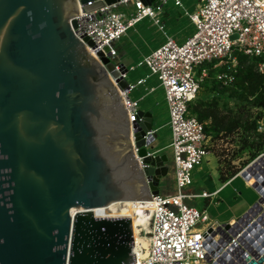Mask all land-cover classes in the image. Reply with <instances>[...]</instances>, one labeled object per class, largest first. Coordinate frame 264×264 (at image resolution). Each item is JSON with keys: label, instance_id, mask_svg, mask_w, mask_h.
<instances>
[{"label": "water", "instance_id": "95a60500", "mask_svg": "<svg viewBox=\"0 0 264 264\" xmlns=\"http://www.w3.org/2000/svg\"><path fill=\"white\" fill-rule=\"evenodd\" d=\"M120 1L0 0V264L135 262L131 219L92 210L150 200L169 157L149 151L150 111L138 108L130 121L125 66L116 68L108 47L95 57L93 41L73 32L80 10ZM238 175L259 197L217 232L228 242L246 226L231 264H264V154Z\"/></svg>", "mask_w": 264, "mask_h": 264}, {"label": "built area", "instance_id": "2783aa9c", "mask_svg": "<svg viewBox=\"0 0 264 264\" xmlns=\"http://www.w3.org/2000/svg\"><path fill=\"white\" fill-rule=\"evenodd\" d=\"M166 1L146 6L139 0H123L90 12L80 10L73 32L79 38L87 35L93 41L95 48L88 49L95 57V50L108 47L105 55L117 68L116 42L144 19L163 30L159 14ZM200 2L188 15L194 28L192 34L181 43L166 35L163 43L137 62L138 66L147 67L149 74L128 83V89L121 92L130 121H133L138 107L129 92L146 83L147 76H155L163 90L171 131L168 147L173 191L159 192L147 201L151 210L148 246L144 251L133 247L135 262L131 264H231L238 261L237 252L230 250L233 236H230L231 242H227L217 232L220 223L210 221L205 209L199 210L185 202L213 195L205 190L185 191L191 184L193 168L201 163L212 146L203 123L190 112L189 105L198 97L201 82L206 78H212L221 86L231 85L237 71L235 52L257 59L255 69L264 78V0ZM173 3L182 6L181 0H173ZM129 69L133 70L134 66ZM129 69L125 67L120 72L122 78L126 79ZM258 130L263 131L261 123ZM208 228L213 233H208Z\"/></svg>", "mask_w": 264, "mask_h": 264}, {"label": "trees", "instance_id": "16d2710c", "mask_svg": "<svg viewBox=\"0 0 264 264\" xmlns=\"http://www.w3.org/2000/svg\"><path fill=\"white\" fill-rule=\"evenodd\" d=\"M234 54L237 71L231 85L221 86L210 77L206 78L201 85L212 96L197 97L189 105L190 112L203 123L204 132L210 141L231 138L237 146L228 159L223 157L225 149L219 152L216 148H210L217 157L222 182L239 172L240 168H235L231 163L234 157L246 154L248 159L243 162L245 165L264 152V131L258 130L264 112V78L255 69L257 59L240 52ZM212 73L210 71V75Z\"/></svg>", "mask_w": 264, "mask_h": 264}, {"label": "rangeland", "instance_id": "374dc122", "mask_svg": "<svg viewBox=\"0 0 264 264\" xmlns=\"http://www.w3.org/2000/svg\"><path fill=\"white\" fill-rule=\"evenodd\" d=\"M169 1V0H167ZM187 1V0H186ZM192 2V4H200V0H189ZM179 12H184L183 9H180ZM186 22L187 19H184ZM181 27H184V24L181 25ZM129 29L127 33L130 31ZM175 30V29H173ZM183 35L181 38L176 39L175 41L177 43L183 42L188 36L192 34L194 31L193 25L191 26L189 24L188 28H183ZM123 36L119 41L116 42V48L119 51L120 49V41L124 38ZM165 40L162 39L158 43L154 45L152 49H155L158 47L161 43H163ZM151 49V50H152ZM120 55V53H119ZM130 63L132 62V66H134V70H128L126 75V81L130 84L135 83L137 78L144 77L147 74H149V70L145 66H138L137 62L139 61L138 58H134L133 60H125L124 64L128 68ZM213 74V73H212ZM212 79V78H211ZM150 83H157L155 76H147L146 77V83L136 86L132 91H130L129 97L133 99V94L135 93H143L144 87L147 86ZM209 81V85H210ZM207 90L204 89V85H201V88L198 91L197 96L205 98L207 96ZM209 93V92H208ZM152 97L156 98V119L155 123L157 126H159V129L156 132V139L158 140L160 146H165L168 135L170 137L171 131L168 126H166V121L168 120V112H167V105L166 101H164L163 96L161 94V89L157 90L155 93L152 94ZM262 129L264 131V112L263 117L260 120ZM231 138H226L225 140L221 139L218 141H211V144L214 148L218 149L220 152V149H225L224 156L226 159L231 157L234 150L237 149V146ZM168 146H166L163 150H167ZM212 149V148H211ZM264 153V152H263ZM260 155V154H259ZM248 159V156L246 154H243L241 157H234L232 159V165L235 166V168H240L242 170L247 164L250 162H247L245 165H243V162H245ZM170 160V159H169ZM168 160V166H169V174L165 177L161 178V182L159 185V192L163 193H171L173 191V178H172V172L170 170V161ZM254 160V159H253ZM224 169V166H221ZM222 184V180L220 179V172H219V164L217 157L209 152L207 153L201 163L197 166H195L191 172V184L185 188V191L191 192V193H199L202 190H205L207 192H212L214 189H216L218 186ZM259 194L257 191L250 185L245 183V180L240 175H237L234 177L228 185H226L213 199L211 198H193L190 200H186L185 202L188 205L195 206L199 210H206V213L208 215V218L210 221H217L220 224L226 223L228 218L230 216H233L234 218H239L253 203L256 202L258 199ZM211 199V200H210ZM218 201V202H217Z\"/></svg>", "mask_w": 264, "mask_h": 264}, {"label": "crops", "instance_id": "0c3cea01", "mask_svg": "<svg viewBox=\"0 0 264 264\" xmlns=\"http://www.w3.org/2000/svg\"><path fill=\"white\" fill-rule=\"evenodd\" d=\"M158 1L159 0L153 3H158ZM181 2H182L181 7L175 6L173 0L166 1L163 4L162 11L159 14L160 22L163 24V30L158 29V26L154 25L153 22L149 19H144L141 22L137 23L133 28H130L131 30L128 33H126L125 37L120 41V49L116 56V61L118 62V64H123L126 67V65L124 64L125 60H133L135 57L136 58L139 57V60H141L142 57L147 55L150 51H152L154 45L158 43L160 40L164 39L166 35L170 36L173 40L181 38V36L183 35L182 29L188 28L189 24L192 26V23L190 22L188 15L191 12H193L195 8L198 6V4H192V2H190L189 0L187 1L181 0ZM180 9H183L184 12L182 13L179 12ZM184 19H187V21L185 22ZM182 24H184L183 28L181 27ZM132 62L130 63L129 61V66L128 68L126 67L127 69H129L132 66ZM158 89L159 90L161 89V94L165 101L162 87L159 85L158 81L156 84L150 83L147 86H145L143 93L137 92L133 94V100L136 101L137 107L139 109L150 111L153 116L152 130L155 135V140L153 142V148L149 151L155 154L165 153L168 155L170 159L169 147L167 150H163L166 146L169 145L170 142L169 135L165 146H160L158 140L156 139V132L159 129V126H157V124L155 123L156 113H157L155 111L156 98L152 97V94L155 93ZM210 96H212V93L207 92V96L205 98H209ZM165 124L166 126H168V120L166 121ZM169 165H170V170L172 172L171 163ZM168 174L169 173H167V175ZM237 175L238 174H235L230 179L222 182L220 186H218L216 189H214L211 192L213 195L209 198L213 199V197H215ZM245 183L247 184L246 181ZM235 219L237 218L230 216L226 222L229 223L234 221Z\"/></svg>", "mask_w": 264, "mask_h": 264}, {"label": "bare ground", "instance_id": "6f19581e", "mask_svg": "<svg viewBox=\"0 0 264 264\" xmlns=\"http://www.w3.org/2000/svg\"><path fill=\"white\" fill-rule=\"evenodd\" d=\"M147 201L148 200L140 201L135 199L113 201L108 205L94 208L92 211L98 217H129L132 221L134 238L133 247L136 251L138 249L144 251L148 246L147 234L149 232V223L151 219V210L148 208L149 203H147ZM71 211H74V209H72ZM260 213L261 211L256 213L255 217H252L251 220L259 217ZM245 228L246 226L241 227L239 231H237L232 237L235 242L233 246H236L235 244H237L238 246H241L242 249L245 248V241L242 240V234H240ZM237 236H239L240 238H237ZM238 239H240L241 241L239 240V242ZM236 248L237 246L235 247V249Z\"/></svg>", "mask_w": 264, "mask_h": 264}]
</instances>
